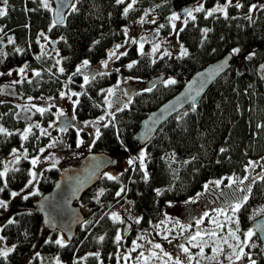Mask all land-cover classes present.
<instances>
[{
  "label": "trees",
  "instance_id": "1",
  "mask_svg": "<svg viewBox=\"0 0 264 264\" xmlns=\"http://www.w3.org/2000/svg\"><path fill=\"white\" fill-rule=\"evenodd\" d=\"M200 2L205 9H211L217 0ZM224 2L225 0H219L220 4ZM240 2L244 4V8L237 10L230 7L229 19H224L219 13L208 19L204 18V13H194L196 21H189L186 27L181 26L184 30L176 37L188 49V56L178 58L171 55L161 59V54L151 58L148 43H145V55L141 56L137 44L130 43L123 51L127 55L113 59L107 70L95 71L89 76L90 83L81 88L83 76H74L72 83H67L68 77L83 60L89 61L88 67L106 60L108 52L124 41L123 28L134 23L147 11L155 16L154 28L164 25L159 30V35H167L171 32L168 17L173 12L179 13L183 8H193L197 5V0H137L126 17L123 15L126 6L117 5L115 0H79L76 5L79 11L69 14V9L65 13L67 19L64 23L56 25L51 31L50 11L45 10L39 0H8L7 15L0 17V27L4 29L0 37H3V50L8 56L6 59L0 56L3 61L0 63V70L28 65L25 72L27 79L22 83L11 84L10 91L6 92L9 97L0 100V126L10 132L17 133L25 128V121L19 116V101L29 97L48 99L68 88L78 93L86 92V95L79 97L80 103L73 104L71 110L72 118L81 122L105 114V95L99 93L102 89L110 88L119 78L143 82L164 75L163 79L171 76L177 81L168 87L159 81L151 87L152 91L144 88L128 93L127 98L121 95L122 100L110 110L115 119L112 120L111 116L107 118V121H112L108 127H103L104 123L98 125L101 135L93 140L91 151L131 153L136 148L132 135L149 111L172 96L195 71L226 53L231 54L234 48L239 47L241 51L232 56L229 67L205 90L195 104L196 111H192V105L185 106L162 123L142 146L148 154L145 161L149 173L147 182L143 180L139 161H136L109 174L118 176L119 182L108 180L104 171L97 182L83 192L78 205L87 209L90 214L76 228L73 237L65 239L67 247L61 248L46 242L49 238L54 241L58 237L55 231L46 233L40 216L35 212L17 209L5 216L0 215V225L6 224L9 218L16 221L4 227L1 232L6 237L5 243L9 247L16 245V250L6 262L0 259V264H55L56 257L61 264H73L74 260L78 264H115L114 254L119 246L114 238L119 223L114 224L104 213L116 211L126 201L132 202L127 203V218L131 221V227L125 241H120L121 248H124L130 244L128 240L134 234L150 230L165 218L164 210L168 202L195 194L208 180L242 178L249 161H258L260 165H264V78L259 71V65L264 64V10L258 8L252 14V22L244 18L250 4L264 5V1ZM31 9L35 11H30ZM203 28L210 29L207 39L201 34ZM41 32L54 41H59L54 48L59 52L61 65L54 66L56 60L51 57L41 56L36 59L39 55L36 41ZM9 36L15 39V44L7 43ZM61 37L64 39L61 40ZM16 47L24 50L23 53H15ZM253 52L255 55L247 59ZM153 59L156 60L155 63H152ZM132 61L138 63L129 70L126 65ZM61 66L65 69L63 74L58 72V67ZM33 70L40 71L41 76L35 77ZM92 76H95L94 80L91 79ZM28 80L32 83H28ZM76 99L77 97L74 100ZM129 99L131 103L127 108L117 110ZM31 111L34 114L33 109ZM45 119L43 118L44 121ZM30 124L34 123L27 125ZM33 133L35 135H30L23 142L30 157L36 155L38 149L48 142V136H41L37 140L38 129L33 128ZM66 137L72 139L71 131ZM21 143L18 134H0V170H3L4 163L12 160L9 157L11 149H20ZM221 148L225 151L220 152ZM14 167L20 171H13ZM30 167V163L23 159L19 164H9L7 188L0 193V199H4L10 191L21 187L28 180L27 170ZM253 171L255 175L251 177V181L253 177L264 173V168L257 166ZM41 172L42 176L37 184L40 194L51 188L59 171L56 168H44ZM121 184L127 188L126 199L115 198V192ZM249 184L252 192L248 205L241 212L256 211L261 215L264 210V181L257 179L255 183ZM0 186H3V181H0ZM101 189L105 190L104 195L97 203L95 196ZM157 189L160 190V195L156 194ZM130 217L142 219L136 224ZM238 217L240 226L248 227V217ZM101 235L105 237L102 243L97 241ZM250 243L258 245L250 248V252L257 264H261L256 235ZM91 253H99V258L90 255ZM24 259L25 263H22ZM140 259L143 257H136L133 263L132 260L127 262L143 264Z\"/></svg>",
  "mask_w": 264,
  "mask_h": 264
},
{
  "label": "snow or ice",
  "instance_id": "2",
  "mask_svg": "<svg viewBox=\"0 0 264 264\" xmlns=\"http://www.w3.org/2000/svg\"><path fill=\"white\" fill-rule=\"evenodd\" d=\"M137 2V0H131V3H128L127 6L123 9V15L126 17L129 13V11L132 9L133 5ZM39 3L42 5V7L45 10L48 11H52L51 8V4L49 2V0H39ZM61 3L63 4V6L65 8H70V13H76L79 11V9L77 8V3H79V0H67V2H65V0H61ZM115 3L117 5L120 4H125V0H115ZM0 4H2L3 6H0V17H3L5 15H7V5H8V0H0ZM159 7V5H158ZM230 7H234L237 10L239 9H243L244 8V4L240 2V0H235V3L233 2V0H225V2L223 4L219 3V0H217V3L215 4L214 7H212L211 9H205L204 4L202 2H200V0H197V5L194 6L193 8H187L183 10V15L185 17V19L182 21L183 25L186 27L187 24L189 23V21L195 22L197 17L196 15H194V13H204V18L208 19L210 17H213L215 14L219 13L222 14L224 19H229V13H228V9ZM261 9L264 10V5H257V4H250L247 8V13L245 14L244 18L250 22L253 21V13H255L257 10ZM30 11H35V9H31ZM145 16L148 15V12L146 11ZM56 16L59 18V20H53L52 24L49 27V31L52 30L53 27H56L57 23L59 22L60 24H63L64 21L67 19V17L65 16L64 12L61 11H57L56 12ZM181 18V14L180 13H175L173 12L171 14L170 17H168L169 23L171 24V28L173 30V32L176 33L177 37L179 36V33L182 32L184 30L183 27H181L179 30H177V26L175 21L179 20ZM232 19H236V17H231ZM146 21L141 18V20L139 21V23L143 24ZM150 23H156L155 18H153L151 21H147ZM164 25L161 24L159 25V28L156 29V38L158 39L159 36V30L161 28H163ZM4 29L2 27H0V33H3ZM210 31V29L208 28H203L201 29V34L203 36L204 39H207V35L208 32ZM123 32L125 34V36H127L128 34V28L125 27L123 28ZM39 37H43V39L45 41H48L49 43L52 44H56L59 43V41H49L48 36L45 35V33L41 32L39 33L38 39H37V44H40V39ZM61 40H63L64 38L61 37ZM66 42V41H65ZM149 42L147 41L146 37H141L140 40H136V39H130V40H125V44L127 43H131V44H137L138 45V51L139 54L141 56L145 55L144 53V47H145V43ZM8 44H15V39L11 36L8 37L7 40ZM98 43V41L96 42ZM152 43V48H151V55L155 56V54L160 50V44L159 43H155V42H151ZM203 43V41L201 42ZM124 45L121 44H117L114 46V48L112 50H110L108 52V59L105 61H102V65L104 68H108V63L109 61L115 59H119L121 56H125L127 55V52H120V48L123 47ZM3 37H0V56L4 57L5 59L8 56V53L5 52L3 50ZM40 48H41V55H48V53L45 51L46 45L44 44H40ZM55 50V49H54ZM24 50L20 49L19 47H16L14 49V52L17 54H22ZM241 51V49L239 47L234 48L231 50V55L227 58H225V60L222 62V64H220L217 69L215 70V75H219L220 71L223 70V68L225 66L228 65L229 60L232 58V56H235L237 54H239ZM41 55L36 56V59H40ZM57 55H59V52L57 50ZM189 55L188 49L185 48L183 46V44L180 45V57H186ZM255 55V53H250L248 55V57H246L247 59H251V57ZM163 56H169L171 57V53L167 50H165L162 54V56L160 57L161 59L163 58ZM178 57V58H180ZM3 61L0 60V63H2ZM61 59H57L55 62L54 66H59L61 65ZM156 60L153 59L152 63H155ZM138 63L137 61H132L129 64L126 65V67L131 70L135 64ZM89 65V61L88 60H83L81 65L77 66L75 69V72H73L69 77H68V81L67 83H72L73 82V77L76 75H82L83 76V84H81V88H84L86 85H88L90 83V77L89 75L85 74L83 72V69L88 67ZM262 70H264V66H261ZM28 68L27 64H24L22 67L15 69V71L19 74V76L21 77L20 80L17 81H12V84H16V83H22L24 82V80L27 79L25 72L26 69ZM51 73V69L48 70ZM117 71H119V69H117ZM13 70H9L7 73H3L0 72V76L3 75H8L11 76L12 75ZM58 72L60 74H63L65 72V69L61 66L58 67ZM100 75H102V73H98ZM33 75L35 77H40L41 76V72L37 71V70H33ZM91 79H95V76H92ZM28 83H32L31 80L27 81ZM161 83L164 84L165 87H168L170 85H174L177 83V81L173 78H168V79H161ZM146 91H152V88H148L146 89ZM0 94H2V92H0ZM86 92H74L71 91L70 92V96L71 97H77L76 100L73 101L74 105H78L80 103L79 97L82 95H86ZM101 95H105V99H104V104L107 105V109L105 110V114L101 117H99L96 121L93 122H89V121H85L84 122V126L88 127L90 124L96 128L95 131V137L98 139L101 135L100 132V128L97 126L99 125L102 121H106V118L111 116L112 120L115 119L114 117V113H112L110 110L113 107V101L111 99H109V97H113L115 95V88H108V89H102L101 92L99 93ZM200 94L199 91L196 92L195 96H192V100L195 101L196 96H198ZM125 95L127 96L128 93H125ZM60 96L61 98H63L65 96V92L61 91L60 92ZM32 98L29 97V100H31ZM129 103H131V100L129 99L126 103L123 104L122 107L118 108L117 110L119 111H123L125 108L128 107ZM97 107H99L100 105H95ZM33 108H35V111L40 113L41 115H43L46 111H50L49 108H44V107H37L35 105H32ZM27 111H30L31 109H26ZM192 111H196V105L195 103L192 104ZM54 115H56L57 117H62L64 116V112L58 110L56 113H54ZM184 115H187V113H184ZM73 119H75V117H73ZM112 121L109 120L107 122H105L103 124V127H108L109 124ZM73 125L71 124H67L65 127L60 128L59 130L61 132L66 131L67 127H72ZM54 127V123L50 122L48 124L47 128H44L40 125V123H35V124H30L27 125L22 131H18L17 133H13L8 131L7 129H5L4 127L0 126V134L4 135V136H12L14 134H18L19 138L21 140V145H20V149H23V151H21L20 149L17 148H12L11 152H10V156L13 158L11 161H9L8 163H4L3 164V170H0V181H3V186H0V193H3L5 191V189L7 188V175L9 172V164H19L20 161L23 160H27L31 167L27 170V175L29 177L27 184H26V188H34L36 187V185L39 183L40 177L42 176V172L38 173L36 171L37 166L40 164L45 163L46 161H51L52 162V167L55 168L56 164L59 163L58 160H56L51 154H49L47 157H44V159H42V157L44 156V153L46 151V149H50L53 148L56 143L58 142L55 138H52L51 142L46 146V147H40L38 149V154L37 155H33L30 157L29 151L27 148H24V144L23 142L27 141L29 139L30 135H35V133H33V128L38 129L39 130V136H37V140L41 137V136H51V133L48 131L49 128H53ZM77 136H79V131L77 132ZM84 141L83 140H79L78 139V143L77 146L79 147L81 144H83ZM225 149L221 148L220 152H224ZM148 159V154L146 152V150H141L139 155L137 157H133L132 159H130L128 161L129 165H132L135 161H139V166H140V170L143 172V180L145 182L148 181L149 179V173L147 171V166L145 161ZM193 159H195V157H193ZM257 166H260L262 168H264V165H260L258 161L254 162V161H249L248 165L245 167V172L249 171V169H255ZM13 171H20L19 168L14 167L12 169ZM108 180H115L117 182H119V177L118 176H113V175H109L107 173L104 174ZM230 183L227 185L229 188H232L234 185L236 186V192H234L233 194H231L228 203H227V209L228 211H230L232 213V215H228L227 211L225 209V207H218L217 209H215L216 213L218 215L221 216H225V222L224 223H217V221L215 219L210 218L211 223L216 225L217 229H223L225 227V224H235L236 228L233 229L231 227H228L227 230V237H221V239L223 240L224 244H227L228 247L232 250L231 254L226 256V259H228L231 264H235V261H240L242 259H247V261L249 262V264H257V261L255 259H253L252 254L250 252H245V248H255L258 245H256L255 243H250L252 241V237L254 235H256V233L252 230L249 229L246 232L243 233L244 239L241 240L240 236L237 235V233H239L241 230L239 228V217L237 215V213H239V211L241 210V208H243V206L247 203L249 196L251 195L252 192V188L249 185H245V182L249 180V176H244L243 178H238V177H229L228 178ZM262 180L264 181V173L258 174L257 177H253L252 178V183H255L256 180ZM211 184H214L216 187H219L220 184L223 183L222 180H216V181H212L210 182ZM240 185H245L244 187H240ZM205 189L209 188V184H205L204 185ZM23 191V189L21 190ZM104 189H101L99 192L96 193L95 199L97 201V203L100 202V197L104 195ZM238 193H244V195H238ZM156 194L160 195L161 192L159 189L156 190ZM11 197L15 198L17 196L20 195L19 192H15L12 191L10 193ZM30 195H39L38 191H34L32 193H30ZM126 195H127V188L126 186H124L123 184H121L120 188L115 192V198H124L126 199ZM24 199H27L28 196H24ZM119 202V200L117 201ZM128 204H131V201H126ZM9 207V201L0 199V208L7 210ZM105 216H108V218L114 223H119V224H124L125 220L121 218V216L117 213V212H106L104 213ZM204 217H209V213L205 212L204 213ZM131 218V217H130ZM101 219H103V217H101ZM134 220V222L136 224H139L141 222L142 217H135V218H131ZM16 223L14 218H9L6 222V224L4 225H0V232H3L4 227H6L7 225H11ZM47 223V222H46ZM177 225H179L181 227V229L183 230L184 228H191V225H180L179 221L175 222ZM203 223V217L200 219L196 220V226L197 228H199V226ZM157 227H159V225H157ZM204 235H209V236H217V231L215 229L212 230H206L204 232L201 231H197L194 234H192L189 238H188V243L192 245V247H198L199 248V255L201 257L204 256V248L202 246V241H203V237ZM228 237H231L232 240H234L236 243L235 244H231L229 243ZM259 239H261L262 241H264V237H258ZM70 239V237H69ZM105 237L103 235L99 236L97 238V241L102 243L104 241ZM115 242L117 244L120 243V241L123 239V237L120 234V230H117V234L115 236ZM138 239H143V237H139ZM163 239L167 240L168 236L165 235L163 237ZM5 241H6V237L3 235H0V259H3L5 262L7 261L9 255L14 252L16 250V245H12L11 247H7L5 246ZM193 241H198L197 243H192ZM47 243H53L61 248L67 247V242L65 240V238L63 236H59L57 239H55L54 241L51 240L50 238L46 241ZM149 244H151L153 249H159L161 253H163V256L167 257L168 261L172 260V254L166 252L160 244L158 243H152V241H148ZM262 250H264V244L259 245ZM141 247V245L137 244L136 240H134L132 242V251H136L137 248ZM238 249V251H237ZM180 250L183 252L184 257L186 258L185 261H182L180 257H177L174 261V264H191V262L194 260V255L190 252V249L188 247H185L184 244H180ZM213 252H217L219 251V254H223L224 253V249L221 247L219 248V250H217V248H213L212 249ZM37 256H39V253H36ZM90 255H94L97 258H99V253H91ZM153 256L160 258L159 254L156 252L152 253ZM140 257H144V252H140L139 253ZM233 256L235 257V261L233 260ZM125 260L130 259V257H122ZM55 264H61L60 260L58 257L55 258ZM73 264H78V261L73 262ZM102 264V262H101ZM117 264H119V259ZM146 264V261H145ZM164 264H167V261H164ZM197 264H199V262H197Z\"/></svg>",
  "mask_w": 264,
  "mask_h": 264
},
{
  "label": "rangeland",
  "instance_id": "3",
  "mask_svg": "<svg viewBox=\"0 0 264 264\" xmlns=\"http://www.w3.org/2000/svg\"><path fill=\"white\" fill-rule=\"evenodd\" d=\"M49 2L51 4V0H49ZM128 3H131V0H125L124 6H127ZM51 8H52V4H51ZM144 14L139 19H137L134 23L127 26L128 34H127V36H125L124 41L121 43V45H124V46L121 47L119 51L123 52L125 50V48L128 47L127 45L130 44V43L125 44V40L136 39L139 41L140 38L143 36V37H146L147 41H149L146 43L149 44L150 54H151V48H152L151 42H155V43L160 44V50L155 54V56L151 55V58H156L157 56L163 54V52L165 50L169 51L171 53V55H174L176 57H180V45H181V43L178 41V39L176 37V33L173 32L172 28H171V32L169 34L162 35V36L159 35L158 39H157L156 38V28H154L155 23L147 22V21H151L153 18H155V16L149 12H148L147 16H145ZM141 18H143L146 22L143 24L139 23ZM184 19H185L184 15H181V18L179 20L175 21L177 29H179L183 25L182 21ZM45 35H47V34H45ZM48 39H49V41H54L49 36H48ZM40 44L46 45L45 51L48 53V55H41ZM40 44H37L39 55L44 56V57H51L54 60L59 59V57H58L59 55H57V50L54 48L55 44H53L54 47L51 48L52 44L49 43L48 41H45L43 39V37L40 38ZM137 47H138V45H137ZM111 61H109V63H108V68H110V62ZM22 66L23 65L15 66L13 68H9L6 70H0V72H3V73H7L9 70H13L11 76H8L6 74L3 76H0V92H2V94H0V100H4L5 98L9 97V95H6V92H7V90L10 91V89H11V84H12L11 82L21 79V77L15 71V69H18ZM261 66H264V64L262 65V63H261L259 65V71L261 73V76L264 78V70H262ZM92 68H93V70H91ZM108 68H104L102 65V62H99L98 64L94 65L93 67L89 66V67L84 68L83 72L90 76V75L94 74L95 71L102 72L103 70L105 71ZM260 68H261V70H260ZM168 78H172V77L167 76L165 78V80ZM143 83H144V81L142 82V81H137V80H129L126 78H122V79L119 78L110 88H115V90L118 89L119 91L123 92L122 90H120V88L124 87L125 93H130V92L135 91V90L144 89ZM71 91H73V90H71L69 88L64 89L63 92H65V96L63 98H61L60 93H58L56 96H54L52 98H48V99H36V98L33 99L32 98L31 100H29V98H28V99L19 101V104L21 107L20 108L21 111H20L19 116H21L22 119L25 121V127L27 126L28 123H34V124L40 123V125L42 127L47 128L48 124L50 122L54 123V127L48 129V131L51 133V136L48 137V142L46 143V145L44 147H46L51 142L52 138H55L58 142L56 143V145L53 148L46 149L42 159H44V157H47L49 154H51L56 160L59 161V163H57L55 166V168L58 171H60L62 169L63 165H72V166L79 165L83 155L86 154L87 152L91 151L90 150L91 144H92L93 140L96 138L95 137L96 129H94L91 124L88 127H85L84 122L85 121H89V122L96 121L98 119L97 117L81 120V122H79L80 127L78 125L72 129L74 131V140L73 141H70L69 138L66 137L65 134H63V132H60L59 124L57 123L58 117L56 115H54V113H56L58 110L64 112L65 115L62 116L59 121H61V119L65 116H69V115L71 116L73 101L75 99V97L69 98ZM109 99H111L113 101V107L112 108H114L116 106V104H118L122 100V97L121 98L109 97ZM32 105H35L37 107L49 108L50 111H46L43 115H41L40 113L35 111V108H33ZM26 109H31V110L33 109L34 114L32 113L31 110L27 111ZM105 109H107V106L105 107ZM45 117H46V119H45ZM43 118L45 119V121L43 120ZM107 118H106V121H102L100 124L107 122ZM78 131H79V136H77ZM78 139L84 141V143L81 144L79 147L77 146ZM141 150H144V148L142 146H140L138 148H134L131 153L114 152L113 155L117 159L116 166L110 167V168H112L111 170H108L109 169L108 168L105 173L114 174L115 170L125 168L129 164L128 161L130 159H132L133 157H137ZM37 154L38 153H36V155ZM9 157L11 159H13L10 155H9ZM44 168H53L52 162L46 161L45 163L38 165L36 171L38 173H40L41 170ZM252 172L254 174H251ZM244 173H246V174L248 173L249 175L251 174L250 177L255 175V172L253 171V169H249V171H247V172H245V170H244ZM223 178L225 179L226 177H223ZM224 179H222V181ZM216 180H220V179H216ZM216 180L215 179L208 180L205 184H209V188L216 187L214 184L210 183V182L216 181ZM27 181L21 187L12 190L15 192H19L20 193L19 196L15 197V198L11 197L10 193L12 191H10L9 194L3 199L6 201H9V207L7 210L0 208V215L5 216L7 214H10L13 211L17 210L16 207H13V206H15V204H24V203L35 201L41 195L40 193H39V195H30V193H32L34 191H38V189H37V185L34 188H26L25 186L27 184ZM204 185L195 194H193L189 197H186L185 199L168 202L165 205V210H164L165 211V218H163L161 220L163 224H161V225L158 224L159 227H157V225H155L150 230L134 234L128 240V243H130V244L128 246H125L124 248H121V246H120L121 244L119 243L118 244L119 247L116 248V252L114 254L115 259H116L115 264H117L118 259H119V264H128L127 260L122 258L125 256L131 257V260L133 263V260L136 257H140L139 256L140 252H144V255L147 257L146 264H164V261H167L169 263H174L173 261H175V259L177 257H180L182 261H185L186 258L184 257L183 252L180 250V244H184L185 247H188L190 249V252L194 255V260L191 262V264H197V262H199V264H231V262L228 259H226V256L231 254L232 250L228 247L227 244L223 243V240L221 239V237H227L228 227L235 229L236 225L235 224H230V225L225 224V227L221 230V229H217L216 225L211 223L210 218L215 219L217 221V223H224L225 222V216H221V215H218L216 213L215 209H217L218 207H221V206L217 202H214L211 199H209L211 194L206 192ZM220 186H223V184H220ZM234 186L232 188L236 189V187H234ZM216 188H218V187H216ZM232 188H229L228 186H226V189L228 190L227 193H229L231 191V193L229 195H231L235 192V191H232ZM22 189H23V191H21ZM24 196H28V198L24 199L23 198ZM80 210L84 214L85 217H88V215L90 214V212L87 209H84L83 207H80ZM113 212H117L121 216V218L124 219L125 221H127L129 223L131 222L127 218V214H128V204L127 203H125V202L122 203L121 205H119L117 207V210L113 211ZM205 212L209 213V217H204ZM255 212L256 211L246 214V217H248L249 222H250V220H252L254 218V216H255L254 214H256ZM227 214L232 215V213L230 211H227ZM202 217H203V223L199 226V228H197L196 220L200 219ZM176 221H179L180 225H186V226L191 225V228L186 227L182 230L179 225L176 227V225H177L175 223ZM122 225L123 224H119V227H118V229L120 230V233H121ZM247 226L248 227L243 228L239 224V228L241 231L239 233H237V235L240 236L241 240L244 239L243 233L249 229H252L251 222H250V226L249 225H247ZM130 227H131V224H130ZM193 227H195L196 231L198 229H201V231L215 229L217 231V236H215V237L209 236V235H204L203 241L201 242L202 246L204 248V256L203 257H201L198 254L199 248L198 247H192V245L187 242L188 237H185L190 231H192ZM129 230H130V228H129ZM48 232L49 231H46V233H48ZM55 233H56L57 237L63 236L59 231H55ZM194 233L192 232L189 236H191ZM0 235H1V232H0ZM165 235L168 236L167 240L163 239V237ZM139 237H143V239H138ZM125 238H126V235L123 237L124 241H125ZM134 240H136L137 244L141 245V247L137 248L136 251H132V242ZM228 240H229V243H231V244L236 243L234 240L231 239V237H228ZM148 241H152V243L160 244L161 247L166 252L172 254V260L168 261L167 257L163 256L162 255L163 253H161L159 249H153L151 244L148 243ZM197 242L198 241H193L192 243L195 244ZM5 246L9 247V245H7L6 243H5ZM170 246H172V247H170ZM214 247L217 248V250H219V248L222 247L224 249V253L219 254V251L214 253L212 250ZM244 250L246 253L250 252V248H245ZM237 251H238V249H237ZM153 252L158 253L160 258L153 256L152 255ZM251 254H253V253H251ZM182 255H183V257H182ZM233 260L235 261L234 256H233ZM22 263H25V259L23 260ZM247 263H248V261L246 258L242 259L240 261H235V264H247ZM143 264H145V262Z\"/></svg>",
  "mask_w": 264,
  "mask_h": 264
},
{
  "label": "water",
  "instance_id": "4",
  "mask_svg": "<svg viewBox=\"0 0 264 264\" xmlns=\"http://www.w3.org/2000/svg\"><path fill=\"white\" fill-rule=\"evenodd\" d=\"M51 4L52 11H50V15L52 21L59 20L56 16L57 11L62 10L65 14L70 9L65 8L61 0H51ZM184 9L187 8L179 11L181 15H183ZM57 25H60V23L58 22ZM51 48H53V44ZM230 55V53H226L195 71L172 96L149 111L140 120L137 129L132 135L136 148L146 144L157 128L172 115L185 106L192 105L193 103L196 104L210 84L229 67L231 59L228 65L220 71L219 75L214 74L217 67ZM163 78L164 75H160L147 79L143 83L144 88H151ZM121 89L124 90V87H121ZM197 91L200 94L193 101L192 96H195ZM122 95L124 98L128 97L124 93ZM67 124H70L69 116L61 119L59 128H63ZM93 128L96 129L95 127ZM116 162L117 159L113 154L101 151H89L83 155L79 165H66L62 167L53 181L51 188L42 193L35 201L15 204L13 207H16L18 210H29L37 213L41 218V223L45 230L59 231L66 240H70L76 228L85 219L78 205L81 195L97 182L104 171L116 166ZM251 227L256 233L259 245L264 244V241L258 238L264 237V213L251 221ZM129 228L130 223L125 221L120 233L122 237L129 232ZM259 255L261 264H264V250L261 247Z\"/></svg>",
  "mask_w": 264,
  "mask_h": 264
},
{
  "label": "flooded vegetation",
  "instance_id": "5",
  "mask_svg": "<svg viewBox=\"0 0 264 264\" xmlns=\"http://www.w3.org/2000/svg\"><path fill=\"white\" fill-rule=\"evenodd\" d=\"M120 90H122L121 88H120ZM123 92H121V91H119L118 89L117 90H115V95L112 97V98H121V95L124 93L125 94V90H122ZM121 92V93H120ZM117 102V101H116ZM60 118L61 117H58V119H57V123L60 125ZM69 121H70V124L71 125H73L72 127H67V129H66V131L65 132H63V134H67L69 131H71V135L73 136L72 137V139H69L70 141H73L74 140V131L72 130L73 128H75V126H78L80 123H79V121H76L75 119H73L72 117H70L69 116ZM79 127H80V125H79ZM64 166H66V165H63L62 167H64ZM251 174H253V173H251ZM250 174V175H251ZM249 176V180L248 181H246L245 182V185H249V183H251V177H250V175L247 173H245V175H243L242 176V178L244 177V176ZM222 179H224V178H222ZM222 179H220V180H222ZM230 183V181H229V179H228V177H226L224 180H223V186H219L218 188H216V187H212V188H208V189H206V192H208V193H210L211 194V196L209 197V199H211L212 201H214V202H217L221 207H225V209L228 211V209H227V203H228V200H229V198H230V196L231 195H229L230 193H231V191L229 192V193H227L228 192V190L226 189V186L228 185ZM245 185H240V187H244ZM234 187H236V186H234ZM232 191H235L236 192V189L235 188H232ZM238 195H244V193H238ZM208 199V198H207ZM248 202L249 201H247V203L243 206V208H241V210L239 211V213H237V215H241V217H246V214L248 213L247 211L245 212V211H243V212H241L245 207H246V205H248ZM264 211V210H263ZM262 211V212H263ZM254 212V211H253ZM264 213V212H263ZM255 216H254V218H256V217H258L259 216V213H256V214H254ZM253 218V219H254ZM253 219L252 220H250V222L251 221H253ZM248 222H249V219H248ZM250 222L248 223L249 224V226H250ZM159 225H161V224H163L162 223V221H160L159 223H158ZM158 224H156V225H158ZM178 226V225H177ZM176 226V227H177ZM197 231H201V229H198ZM196 230H195V227H193L192 228V231H190L185 237H190L189 235L193 232H197ZM205 230H203V231H201V232H204ZM163 255V254H162ZM182 257H183V255H182ZM146 259H147V257L144 255V257H143V259H140V261H143V263L146 261ZM128 260H131V257H130V259H128ZM174 262V261H173Z\"/></svg>",
  "mask_w": 264,
  "mask_h": 264
}]
</instances>
